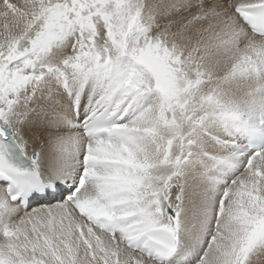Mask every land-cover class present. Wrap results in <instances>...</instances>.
<instances>
[{
	"label": "snow or ice",
	"instance_id": "snow-or-ice-1",
	"mask_svg": "<svg viewBox=\"0 0 264 264\" xmlns=\"http://www.w3.org/2000/svg\"><path fill=\"white\" fill-rule=\"evenodd\" d=\"M0 264H264V0H0Z\"/></svg>",
	"mask_w": 264,
	"mask_h": 264
}]
</instances>
